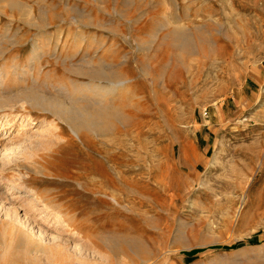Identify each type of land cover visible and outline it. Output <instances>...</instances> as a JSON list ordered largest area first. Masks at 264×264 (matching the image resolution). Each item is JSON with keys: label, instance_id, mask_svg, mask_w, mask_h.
Returning <instances> with one entry per match:
<instances>
[{"label": "rangeland", "instance_id": "1", "mask_svg": "<svg viewBox=\"0 0 264 264\" xmlns=\"http://www.w3.org/2000/svg\"><path fill=\"white\" fill-rule=\"evenodd\" d=\"M12 1L0 68L59 42L35 91L122 114L78 137L48 111L0 112V238L13 222L44 249L0 247V264H264V0Z\"/></svg>", "mask_w": 264, "mask_h": 264}, {"label": "bare ground", "instance_id": "2", "mask_svg": "<svg viewBox=\"0 0 264 264\" xmlns=\"http://www.w3.org/2000/svg\"><path fill=\"white\" fill-rule=\"evenodd\" d=\"M18 1L16 2L19 3ZM16 2H13V4H16ZM17 5L15 7L20 8V5L19 4ZM25 5L26 4L24 3L22 4V6H25ZM12 7H14V5ZM28 11H31L30 8ZM59 45H60L59 42L55 44H53L51 41L48 42L46 46L47 48H49L51 52V53H48L47 49L44 48V44H40L34 41V43L32 44L31 54L28 57V61L30 62V63L28 62L30 64V65L28 64L30 66L29 69L31 70L33 65L35 64L37 65V61H39L41 55H44V54H48L52 56L58 55ZM41 66H42V63H41ZM42 68L43 67L40 68V72H39L40 75L41 73H43ZM9 69L10 68L8 69L0 68V92L3 93L2 96H0V112H3L6 115L4 116V118H9V117L11 118L9 120V123L13 121L12 116H15L18 114H22L23 116L25 113H29V114H26L25 116L30 117V115L33 114V111L35 109L39 111H48L52 113L54 116H57L58 118L65 121L68 127L70 128V130L73 132V134L80 137V134L83 133L84 131L90 132V133L91 132L98 133V132L105 131L106 129H108L107 127L109 126L108 125L109 119L120 117L122 114L120 109L118 107H115L116 105H114L112 99H108L104 101L102 100V102H100L99 104L96 103L97 105L90 106L87 104H76L77 102L72 101V100H70L69 102H66L62 100L61 98L57 97L56 95L55 96L45 95V94L36 92L35 91L36 89L34 88L35 86L38 85L37 84L38 78H35L30 73L29 69H26L25 67L24 69L20 68L19 65L15 66L13 70H9ZM98 72H99V76L105 77L107 79L112 78V77L116 78V81L114 82L112 87L106 88L104 92L113 93L121 87L123 82L120 76L118 75L112 76L109 73H105L106 71L104 72L103 70H100ZM28 80H30L32 83L31 85L32 89L29 88L31 92L30 91L25 92V90H23L25 89V84ZM45 85L52 86L54 89H56L59 92L67 90L65 84L52 85V84H48L45 82ZM8 90H16V91L14 92V94L6 96V94H8ZM54 127L57 128L56 125ZM60 132L57 135L59 140L62 139L60 138V135H62ZM63 138L66 140L64 144H67L70 141V139H67L65 137ZM70 142L72 143V141ZM62 144L63 143L61 142V146H63ZM22 166H25V165H22ZM3 178H5V176L1 175L0 181ZM10 183L12 184H10L11 186L9 187L11 188L17 187L20 190H24L22 191V193L23 192L24 193H34V195L37 194L36 192H34L33 188L25 184L26 183L25 180L20 181L14 178V176H12V182ZM5 224L7 226L6 228L7 234L11 236V239L9 237H5V239L0 238V247H2L5 253H7L8 251L10 252V250L14 251L15 248H16V251L27 249L26 253H29V251H35V252L44 251L43 246L40 243L31 241L29 238H26L25 235L19 234L20 230L15 226V224H13V222L11 223L6 222ZM123 241H125V239ZM110 243H111L110 245L112 246L114 250L119 251L120 248L122 247L121 241L119 242L116 239H112ZM126 244H128V246L132 249L142 248L134 240L128 241ZM21 258L24 261L29 260V262L31 263L34 262L33 259H35V258L29 259L28 257L26 259V255L25 257L21 256Z\"/></svg>", "mask_w": 264, "mask_h": 264}, {"label": "trees", "instance_id": "3", "mask_svg": "<svg viewBox=\"0 0 264 264\" xmlns=\"http://www.w3.org/2000/svg\"><path fill=\"white\" fill-rule=\"evenodd\" d=\"M202 249H194V250H192L190 253H196V252H199V251H201Z\"/></svg>", "mask_w": 264, "mask_h": 264}]
</instances>
